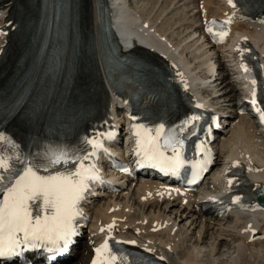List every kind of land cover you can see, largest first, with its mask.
I'll list each match as a JSON object with an SVG mask.
<instances>
[{"label": "bare ground", "instance_id": "bare-ground-1", "mask_svg": "<svg viewBox=\"0 0 264 264\" xmlns=\"http://www.w3.org/2000/svg\"><path fill=\"white\" fill-rule=\"evenodd\" d=\"M20 1H0V33H3L0 34V51L6 47L5 36L8 35V30H12L9 22L14 17ZM86 1L89 37L84 52L93 66L97 81L90 84L85 92L101 93L105 97L106 120L110 122L109 124L114 121L120 125L111 127L109 140L122 143L128 138L130 129L126 119L128 105L124 101L127 97L110 98L107 86L113 90L114 84L124 82V72L112 69L103 42L101 23L103 0ZM74 2L75 0H64V11L60 23L63 37L55 40L57 48L60 44L64 46L61 51L62 73L65 78L64 91L72 85L76 70V49L79 38L73 32L78 23V14L74 12ZM111 7L114 13L117 9L121 13L124 12L126 14L124 20L128 21L130 26H135L137 30L145 29L153 34V39L146 41L147 37L143 36L141 42L145 44L150 42L151 46L180 65L193 91L196 94H204L199 99L201 102L213 108H222L225 110L224 113H229L231 117L224 119L226 125L217 141V149L222 159L218 160L216 170L202 185L203 193H189L192 200L189 205L182 203L176 197L178 189L172 187L168 190L162 185H157L153 177L142 178V181L133 187L132 184L128 187L129 183L119 178L121 183L117 191L96 202L84 214V220H92L97 226L106 227L101 240H121L128 247L150 254L167 264H209L211 262L225 264L217 259L216 254L219 255L220 242L228 238H230L231 246L235 248L228 257L231 264H251L252 257L256 260L264 258V249L256 247L258 244H264V209L233 203L229 213L219 218L206 217L195 207L197 200L211 198L212 194L216 198L226 194L229 187L226 173L233 167V163L238 165L234 169L245 168L247 175L254 174L253 179L256 184L264 183V127H259L249 114L237 113L238 105L244 101L241 97L248 100L249 92L253 87L264 82V71L261 74L256 73L255 77L252 70L245 71L243 61L235 51L237 44L244 45L247 49V42L242 37L250 38L256 44L264 62V22L235 18L232 20L235 34L230 36L228 42L225 40L222 45H214L203 35L200 21L204 18L209 19L213 14L221 15L226 10L231 14L228 0H111ZM115 26L119 28L118 18H116ZM136 50L148 53V50L142 47H137ZM151 55L157 56L152 52ZM252 81L256 83L253 84ZM40 84L41 82L39 87L42 90L38 94L39 98L45 96L46 91L50 90L46 82L41 86ZM148 85V80H137L126 85V88L138 90L145 89ZM240 89L248 92H241L242 96L236 99L235 94ZM63 95L60 93V99H63ZM161 99L162 105L173 102L170 95L162 93ZM34 100L35 94L32 102ZM3 101L6 103V100ZM43 103H33L31 110L36 114L40 113ZM75 109L76 107L67 108L65 111L68 121L67 133L81 131L83 119L76 115ZM121 113L122 117H120ZM87 114L89 115V111ZM23 134L24 131H19L15 133V136L19 137ZM52 134L58 135L57 131ZM125 136V140L121 141ZM78 143L79 137L76 141V144ZM117 147L120 149L121 145ZM70 148L79 149L76 145ZM47 154L44 152L46 160L40 156L42 165L47 162ZM238 160H242L243 163L237 164ZM42 172L43 176L55 175L50 166L42 167ZM101 185L103 186L104 183L101 182ZM109 225H113L111 230ZM93 234L92 230L86 236L88 238ZM128 241L136 243H126ZM84 247L86 252L84 259L88 264L91 255L88 240L84 242Z\"/></svg>", "mask_w": 264, "mask_h": 264}, {"label": "snow or ice", "instance_id": "snow-or-ice-1", "mask_svg": "<svg viewBox=\"0 0 264 264\" xmlns=\"http://www.w3.org/2000/svg\"><path fill=\"white\" fill-rule=\"evenodd\" d=\"M229 3L233 8L236 7L235 0H229ZM230 23L231 20H228L224 22V25L227 26ZM208 31L211 33L213 29L210 27ZM216 35L222 39L227 32L216 33ZM243 67L245 71H249L247 65ZM252 83L255 84L256 81ZM253 95L255 96V93ZM253 103L256 101L253 100ZM196 119L199 117H191L189 122ZM136 135L138 137L136 154L142 157L143 163L173 173L178 172L185 163L178 147L174 146L176 143L174 138L165 134L163 124L155 129L141 125ZM5 139L0 135V140ZM85 143L91 145L93 151L88 155L75 157V162L80 167L75 171L58 172L48 176H41L32 166H28L22 173L12 177L10 158L0 155V193L3 194L0 199V258H19L24 255L25 249L43 248L47 253L43 257L46 264L48 261L55 264L56 258L69 251L73 238L77 236L74 221L76 217L82 215L78 207L79 202L84 198L89 182L99 179L95 166H85L84 161L95 156V150L103 145L99 140H86ZM166 148L172 149V156L165 154ZM46 158L50 167L73 160L65 149L51 151ZM207 163L208 161L204 162V164ZM124 170L127 171V169ZM231 183L230 180L229 184ZM239 201L240 197H237L236 202ZM36 202H40L36 204L40 210L38 215H34L32 210V205ZM108 227L111 230L113 225ZM126 243L135 244L136 242ZM95 253L93 264H129L128 257L123 254L117 255L107 240L95 249ZM23 264H30V262L25 259Z\"/></svg>", "mask_w": 264, "mask_h": 264}, {"label": "rangeland", "instance_id": "rangeland-1", "mask_svg": "<svg viewBox=\"0 0 264 264\" xmlns=\"http://www.w3.org/2000/svg\"><path fill=\"white\" fill-rule=\"evenodd\" d=\"M201 74H202V72H201ZM235 95H236L235 96L236 99H238L239 96H240V90ZM220 245H219V249H218L219 250V253H218L219 255L216 254L217 259H219V261L221 263L231 264V260H229L230 258H228V257L230 256V254L232 252H234L235 248H233V246H231L230 238L225 239V241H223V242H220ZM256 247L258 249L259 248L264 249V244H258V245H256ZM79 250L81 251V254H77L76 257L73 260H71L70 262H68V264H81V259L84 258L85 252L83 251V247L79 248ZM206 258H207V256L205 255L204 256V259L206 260ZM227 260H228V262H227ZM252 260H253V262H252ZM254 261H256L257 264H264V258H260L259 260H256L255 257H252L251 258V264H256ZM209 264H212V262L209 263Z\"/></svg>", "mask_w": 264, "mask_h": 264}]
</instances>
